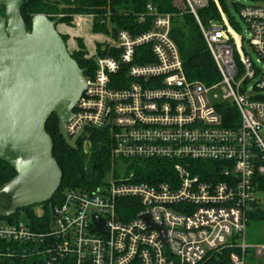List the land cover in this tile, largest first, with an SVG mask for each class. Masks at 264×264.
Returning <instances> with one entry per match:
<instances>
[{
  "label": "built area",
  "instance_id": "obj_1",
  "mask_svg": "<svg viewBox=\"0 0 264 264\" xmlns=\"http://www.w3.org/2000/svg\"><path fill=\"white\" fill-rule=\"evenodd\" d=\"M212 1L222 20L207 24L197 11L209 0L172 1L199 26L219 73L211 85L185 75L169 35L172 13L148 4L139 17L150 18L147 28L100 33V47L85 55L93 67L65 131L69 138L82 127L80 136L86 128L108 133L110 177L65 191L37 228L0 222V242L25 243L18 252L0 247V257L26 264H264V241L244 239L264 177V0H223L246 23V38L220 0ZM86 15L77 17L92 18ZM151 160L169 163L168 170L141 180L135 168ZM93 215L106 232L94 229Z\"/></svg>",
  "mask_w": 264,
  "mask_h": 264
},
{
  "label": "water",
  "instance_id": "obj_2",
  "mask_svg": "<svg viewBox=\"0 0 264 264\" xmlns=\"http://www.w3.org/2000/svg\"><path fill=\"white\" fill-rule=\"evenodd\" d=\"M28 1L0 0V160L15 171L0 185L1 218L49 200L60 186L62 172L45 131L50 115H56L58 132L71 148H77L83 129L72 138L65 131L85 78L57 29L61 16L35 14L28 30L21 15ZM142 218L153 226L147 215ZM92 219L95 230L106 232L98 216Z\"/></svg>",
  "mask_w": 264,
  "mask_h": 264
},
{
  "label": "trees",
  "instance_id": "obj_3",
  "mask_svg": "<svg viewBox=\"0 0 264 264\" xmlns=\"http://www.w3.org/2000/svg\"><path fill=\"white\" fill-rule=\"evenodd\" d=\"M173 0H29L21 7V15L30 28L31 17L35 14H44L50 19L61 15L60 22H69L75 14L92 15L93 32L105 33L114 36L119 29H126L137 32L148 27L150 18L147 16L144 21H139L141 14H145L146 6L152 4L160 12L172 13L170 37L176 44L183 63V70L188 79L199 80L206 85H211L218 81L219 73L215 67L212 56L200 32L192 14L184 12L177 14L172 5ZM222 8L227 12L231 25L236 26L224 1L220 0ZM203 24L211 19L219 18L218 10L212 0H209L207 7L197 11ZM67 40L66 35H62ZM80 46L78 50L71 53V57L83 69L87 77L93 67V60L85 57L86 52L82 47V40H77ZM98 52L100 50L98 49ZM45 131L52 140V156L55 158L62 172L60 186L54 195L47 201L39 203L44 210L43 216L39 217L32 206L18 209L13 215L5 218L9 223L21 221V217L29 221L32 228H37L39 224L48 221L50 206L59 203L66 189L86 188L91 189L102 181L106 175L110 164L111 140L105 130L86 128L84 134L76 141V149L68 146L58 132V119L53 113L45 123ZM88 134L87 142L89 149L83 150V141ZM86 134V135H85ZM169 163L165 161H146L142 166L135 168V174L141 180L153 181L161 179L164 172L168 170ZM15 171L7 163L0 160V185L9 180ZM257 189L264 191V177L258 178ZM128 201V200H127ZM1 204L7 206L8 200L1 198ZM37 205V204H36ZM20 214V215H19ZM19 215V217H17ZM1 218V217H0ZM21 218V219H20ZM249 218H263L264 209L256 205L248 215ZM23 222V221H22ZM0 247L4 250L10 249L12 252L21 251L25 243L0 242ZM0 264H26L22 259L13 257H0Z\"/></svg>",
  "mask_w": 264,
  "mask_h": 264
},
{
  "label": "rangeland",
  "instance_id": "obj_4",
  "mask_svg": "<svg viewBox=\"0 0 264 264\" xmlns=\"http://www.w3.org/2000/svg\"><path fill=\"white\" fill-rule=\"evenodd\" d=\"M238 3L248 4V3H252V2L250 0H240V1H238ZM228 6H229L228 10H229L231 16L233 17L234 23L238 27L237 29L239 30L241 35L244 38H246L247 34H248L246 23L239 17L238 12L236 10V7L234 5L228 4ZM83 15L87 16L86 14H83ZM59 16H61V15H59ZM77 16H78V14L73 15L71 17V19L69 20V22L58 23L57 29H58L59 25H64L71 30V33H68V34H62L61 33V35L67 36V40H65V42L67 44V48H68L70 54L73 51L78 50V48L80 47L78 45L77 40H82V47L84 48V51L87 54L88 50L91 51V49L94 46H95V48L100 47V45L98 43H96L95 41L98 40L100 37L102 38L103 36H101L102 35V34H100L101 32H93V30H92L93 18L88 17V19H87V17H85L84 19L79 20L81 18H79ZM88 20H90V21H88ZM215 20L221 21L222 20L221 16L219 15V18H217ZM81 32H82V36L80 35ZM71 41L75 42L74 43L75 48L73 50H71V45L73 44ZM247 49L249 50L250 48H247ZM249 53L251 54V56H254V53L252 51H249ZM261 95L264 96V90H263V92H261ZM261 137L264 141V131L261 132ZM82 145H83L84 152H87L89 149V143L87 142V140H85V142L83 141ZM109 177H110V174L107 171L106 175L104 176V178L102 180H108ZM67 190L68 189H66L65 191H67ZM254 198L256 199L257 204L260 205V207H262L264 209V191L256 189L254 192ZM41 208L42 207L39 204H37L33 207V210L35 211L36 214H38L41 212V210H42ZM19 215L17 217H19ZM20 217L22 218V219L20 218L21 221L29 223V221H27L25 218L23 219L22 216H20ZM0 222L1 223H7V220L5 218H0ZM244 239H245L246 244H248V245H255V244H258V243H261L264 241V219L263 218H249L248 219L246 227H245Z\"/></svg>",
  "mask_w": 264,
  "mask_h": 264
},
{
  "label": "crops",
  "instance_id": "obj_5",
  "mask_svg": "<svg viewBox=\"0 0 264 264\" xmlns=\"http://www.w3.org/2000/svg\"><path fill=\"white\" fill-rule=\"evenodd\" d=\"M78 29V28H77ZM58 31L62 34H68V33H71V30L64 26V25H59L58 26ZM80 35L82 36V32L80 33ZM72 39V38H71ZM73 44L71 45V50H73L75 48V42L74 41H71ZM77 47V46H76Z\"/></svg>",
  "mask_w": 264,
  "mask_h": 264
},
{
  "label": "flooded vegetation",
  "instance_id": "obj_6",
  "mask_svg": "<svg viewBox=\"0 0 264 264\" xmlns=\"http://www.w3.org/2000/svg\"><path fill=\"white\" fill-rule=\"evenodd\" d=\"M1 12H3V11L1 10Z\"/></svg>",
  "mask_w": 264,
  "mask_h": 264
}]
</instances>
